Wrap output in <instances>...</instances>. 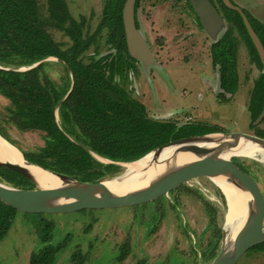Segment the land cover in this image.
I'll list each match as a JSON object with an SVG mask.
<instances>
[{"label":"rangeland","instance_id":"1","mask_svg":"<svg viewBox=\"0 0 264 264\" xmlns=\"http://www.w3.org/2000/svg\"><path fill=\"white\" fill-rule=\"evenodd\" d=\"M64 1L73 19H85V32L92 34L97 30L106 0ZM37 2L42 18L46 19L47 0ZM232 2L264 24V0ZM137 20L157 66L144 70L138 63L139 69L132 74L128 90L145 106L150 118L177 122L190 118L194 125L204 123L219 127L223 135L256 136L255 130L249 127L247 108L260 71L250 62L242 43L238 53V93L232 100L220 103L216 98L218 78L210 58L212 40L196 21L186 0H160L158 3L143 0L137 11ZM46 30L63 49L70 46L62 31L52 26ZM106 38L105 30L97 37L96 48L101 55L111 53ZM17 63L16 59L12 65L3 68L19 72L30 68L19 67ZM42 63L43 73L55 87L59 91L66 89L68 74L65 64L55 58ZM69 78L71 85L70 73ZM61 102L57 105L60 126ZM9 108V101L0 95V132L19 151L37 153L45 145V134L19 131L9 121ZM168 114L173 115L167 117ZM257 128L264 130V122H259ZM68 132L72 141L82 145L75 139L80 136L77 128H70ZM96 160L103 166L113 164ZM232 160L255 179L264 196V159L256 156L233 157ZM125 164H115L119 166V172L106 176L103 181L122 177ZM0 183L6 185L1 180ZM250 199L247 193L242 200L245 216L228 222L227 201L220 188L209 178H200L158 200L135 207L60 215L19 212L0 242V264H29L31 254L42 248L38 239L42 221L53 223L51 245L60 244L67 236L69 238L68 245L56 255L54 264H75L71 259L73 254L85 256L84 264H209L219 254L224 237L246 220L248 209H251ZM123 250L128 254L120 260ZM237 264H264V254L249 251Z\"/></svg>","mask_w":264,"mask_h":264},{"label":"trees","instance_id":"2","mask_svg":"<svg viewBox=\"0 0 264 264\" xmlns=\"http://www.w3.org/2000/svg\"><path fill=\"white\" fill-rule=\"evenodd\" d=\"M142 1H136V13ZM209 1L227 26L219 40L210 46L211 65L218 78L216 98L225 103L238 93V53L242 43L250 62L260 71L247 108L249 127L255 130L257 137L264 139V130L257 128L259 122H264V117L260 120L264 111V74L258 51L242 16L227 8L222 0ZM186 2L203 28L192 6ZM124 3L125 0H106L101 22L90 34L85 32V19H73L64 0H47L46 19L40 14L37 0H0V95L10 103L7 113L13 126L23 132L44 133L46 138L44 147L37 153L20 150L29 163L82 183H98L118 173L120 168L115 164L103 166L91 153L111 162L130 163L175 140L223 133L219 127L207 124L179 126L174 120L152 119L145 106L131 96L128 86L131 75L138 70V62L130 57L126 47L122 21ZM241 10L264 50V24ZM48 26L62 31L69 39L67 49L52 39L46 30ZM136 26L140 28L137 21ZM104 30L111 53L101 55L96 43ZM48 58L65 64L66 89L59 91L55 87L43 73V63L25 72L3 68L16 59L19 67H31ZM69 73L73 76V86L65 98L71 86ZM60 102L62 126L55 117ZM70 128L79 130L80 136L75 139L82 145L68 136ZM0 180L12 188H35L32 182L6 168H0ZM17 213L0 201V242L8 234ZM52 228V222L39 223L38 239L42 248L31 254L29 264H54L56 255L68 245V236L60 244H50ZM250 251L264 254V243ZM127 254L128 251L123 250L120 260ZM71 259L75 264H84L86 257L73 254Z\"/></svg>","mask_w":264,"mask_h":264},{"label":"water","instance_id":"3","mask_svg":"<svg viewBox=\"0 0 264 264\" xmlns=\"http://www.w3.org/2000/svg\"><path fill=\"white\" fill-rule=\"evenodd\" d=\"M136 1L125 0L122 9L125 41L130 57L140 63L144 70H147L149 66H157V62L143 33L136 26ZM222 2L227 8L238 12L242 16L246 29L263 64L262 72L264 74V50L246 16L241 8L233 5L230 0H222ZM189 3L212 42H217L227 28L221 14L209 0H189ZM40 63L34 64L27 70L36 68ZM0 69L2 68L0 67ZM71 78L72 84L65 98L70 94L73 86L72 74ZM171 115L173 114H168L167 117ZM55 117L57 120V108L55 110ZM263 117L264 111L260 120ZM217 134L223 135L222 133H216L183 138L169 142L150 152L145 157L155 154L157 161H166L181 153L191 154L197 160L168 172L155 180L146 189L121 195H114L109 192L104 185L105 181L82 183L68 176L57 174L40 167L42 170L59 178L66 185V187L62 188L42 189L32 180L25 167L19 164L0 163V168H6L20 174L35 186L34 189L24 190L12 188L0 183V201L23 214L60 215L84 210L121 209L140 206L158 200L195 179H210L211 177L225 176L249 194L251 198V209H248L247 218L242 228L236 234L232 244L228 248L225 247L224 241L226 237H224L219 254L209 264H237L251 249L264 243V196L255 179L235 163L232 158L220 159L212 155L215 152L213 149H207L199 145L205 137ZM223 136L233 139L235 145L239 143L240 138H243L264 147V139L253 135L226 133ZM170 148L174 149L171 155L164 156L167 153V149ZM91 154L95 159L101 158L93 153ZM109 162L118 164V162ZM26 163L29 165L32 164L28 161Z\"/></svg>","mask_w":264,"mask_h":264},{"label":"bare ground","instance_id":"4","mask_svg":"<svg viewBox=\"0 0 264 264\" xmlns=\"http://www.w3.org/2000/svg\"><path fill=\"white\" fill-rule=\"evenodd\" d=\"M201 147L213 149L215 152L212 154L220 159H229L233 157L253 158L256 156L264 159V147L254 144L243 138L239 139V143L235 145L233 139L223 135L207 136L203 142L199 143ZM174 149H167L164 156H169ZM104 160L102 158H99ZM197 158L188 153H181L169 160H156L155 154L148 155L147 157L125 164V172L122 177L115 178L104 182L105 187L109 192L114 195H121L129 192L140 191L146 189L158 178L164 176L168 172L187 165L196 161ZM256 162V161H255ZM0 163L19 164L26 168L27 173L31 176L32 180L42 189H54L66 187L64 183L53 174L42 170L40 167L32 164H27L25 158L20 151L8 143L0 135ZM210 181L220 188L227 201V221H234L243 215L242 200L244 201L247 192L228 180L225 176L211 177ZM244 222L242 221L237 225L231 234H228L224 241V246L229 247L236 234L242 228Z\"/></svg>","mask_w":264,"mask_h":264},{"label":"flooded vegetation","instance_id":"5","mask_svg":"<svg viewBox=\"0 0 264 264\" xmlns=\"http://www.w3.org/2000/svg\"><path fill=\"white\" fill-rule=\"evenodd\" d=\"M186 1H188L189 2V0H186ZM139 9V8H138ZM138 11V10H137ZM135 20L138 22V20H137V13H136V11H135ZM139 24V23H138ZM137 68H138V64H137ZM132 76V75H131ZM179 121V120H178ZM177 122V121H176ZM178 123V125L179 126H183V125H190V124H192L191 122H190V118L189 119H184V121L182 122H177Z\"/></svg>","mask_w":264,"mask_h":264},{"label":"crops","instance_id":"6","mask_svg":"<svg viewBox=\"0 0 264 264\" xmlns=\"http://www.w3.org/2000/svg\"><path fill=\"white\" fill-rule=\"evenodd\" d=\"M213 43V42H212ZM137 69H139V68H137ZM191 123H193V122H191ZM200 124H204V123H200ZM209 125V124H208ZM211 126H213V125H211Z\"/></svg>","mask_w":264,"mask_h":264}]
</instances>
